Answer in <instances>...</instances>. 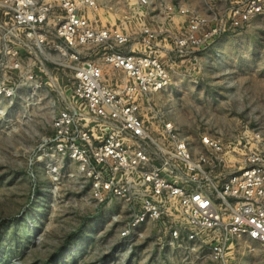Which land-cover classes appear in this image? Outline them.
<instances>
[{"label": "rangeland", "instance_id": "obj_1", "mask_svg": "<svg viewBox=\"0 0 264 264\" xmlns=\"http://www.w3.org/2000/svg\"><path fill=\"white\" fill-rule=\"evenodd\" d=\"M95 1L89 19L129 36L121 50L151 45L170 72V85L142 100L152 138H164L163 123L172 122L211 162L215 180L264 159V14L234 26V0ZM92 49L85 58L102 61ZM69 74L0 38V264H216L208 246L195 255L164 245L155 223L123 236L126 222L113 218L122 205L100 203L78 164L53 155L45 137L72 102ZM227 256L264 264V246L244 238Z\"/></svg>", "mask_w": 264, "mask_h": 264}, {"label": "built area", "instance_id": "obj_2", "mask_svg": "<svg viewBox=\"0 0 264 264\" xmlns=\"http://www.w3.org/2000/svg\"><path fill=\"white\" fill-rule=\"evenodd\" d=\"M94 7L95 0H0L5 44L70 69L72 102L56 112L45 137L53 155L78 164L100 203L122 205L113 218L126 222L123 236L155 223L164 245L195 255L208 246L216 264H229L227 255L244 238L264 246V159L256 155L215 180L211 162L193 154L172 122L163 123L164 138H152L142 100L168 87L170 72L151 45L121 50L129 36L94 24L88 17ZM228 14L232 25L243 24L264 14V0H234ZM91 48L102 61L85 58ZM107 68L116 72L111 78ZM204 142L222 149L217 139Z\"/></svg>", "mask_w": 264, "mask_h": 264}, {"label": "crops", "instance_id": "obj_3", "mask_svg": "<svg viewBox=\"0 0 264 264\" xmlns=\"http://www.w3.org/2000/svg\"><path fill=\"white\" fill-rule=\"evenodd\" d=\"M128 48H130V49H128L127 52H128V51H137V50H136L137 47H135L134 45H132V47H128ZM105 71H106L107 75L110 76L109 78H111V75H113L114 73H116V72H112V71H110V69H108V68H107ZM119 73H121V72H119ZM121 75H122V73H121ZM109 80H110V79H109Z\"/></svg>", "mask_w": 264, "mask_h": 264}]
</instances>
